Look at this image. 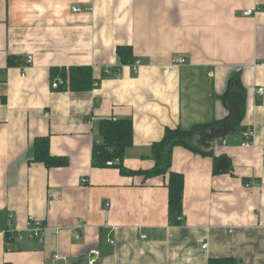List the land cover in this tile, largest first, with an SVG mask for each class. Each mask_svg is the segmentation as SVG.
<instances>
[{
    "label": "crops",
    "instance_id": "obj_1",
    "mask_svg": "<svg viewBox=\"0 0 264 264\" xmlns=\"http://www.w3.org/2000/svg\"><path fill=\"white\" fill-rule=\"evenodd\" d=\"M123 45L137 70L121 61ZM179 55L187 62L167 69ZM72 66H89L99 85L53 88V72ZM234 75L246 92L242 127L211 156L173 149L171 169L185 179L180 222L170 219L167 177L92 165L99 121L131 118L124 165L152 168L166 127L229 115ZM261 87L264 0H0V264H264ZM248 128L254 141L244 146ZM38 137L66 164L35 161ZM222 156L229 169L215 172ZM10 217L20 231L29 217L59 231L8 248Z\"/></svg>",
    "mask_w": 264,
    "mask_h": 264
},
{
    "label": "trees",
    "instance_id": "obj_2",
    "mask_svg": "<svg viewBox=\"0 0 264 264\" xmlns=\"http://www.w3.org/2000/svg\"><path fill=\"white\" fill-rule=\"evenodd\" d=\"M117 52L123 63L134 62L131 46H119ZM12 63L11 60L8 62ZM59 72H53V79ZM63 78L73 90H86L94 86L95 80L89 66H72L68 75L63 71ZM66 84V83H64ZM94 85V86H93ZM229 107V115L221 120L196 124L190 129L180 126L166 127L163 137L152 143V158L154 166L149 169L131 170L124 165L126 150L133 144V122L131 118H103L98 123L100 141L93 146L92 165L95 167L116 166L125 175H142L144 179L157 176L167 177L169 190V215L171 221L178 223L183 209L185 188L184 175L171 169L173 149L183 146L200 155H214L215 141L225 139L242 126L245 113L246 92L239 76H233L228 82L227 91L223 97ZM34 160L43 162L48 167L65 165V160L50 152L49 137H38L34 141ZM219 157L215 158L218 159ZM209 264H238L233 257L211 258Z\"/></svg>",
    "mask_w": 264,
    "mask_h": 264
},
{
    "label": "built area",
    "instance_id": "obj_3",
    "mask_svg": "<svg viewBox=\"0 0 264 264\" xmlns=\"http://www.w3.org/2000/svg\"><path fill=\"white\" fill-rule=\"evenodd\" d=\"M74 11H79L80 8L79 7H73ZM254 13V9H248L244 12L245 15H250ZM28 63L31 64L32 62V56L29 55L28 56ZM187 62L186 58L179 55L176 56L172 59L171 63L167 66V69H171L174 66L177 65H183ZM140 66V61L139 60H135L134 62H132V67L134 70H137ZM68 81L65 80L63 78V76L61 74H57L54 79L52 80V87L53 88H59L60 85L67 83ZM94 85H97V83H95ZM258 93L259 94H263L264 93V88L261 87L258 89ZM245 135V139H244V146H251L253 145V130L252 128H248L247 131L244 132ZM179 220H182V217L178 218ZM13 225V218L10 217V225L7 227V229H5L3 231L4 237H5V245L8 248H12V246L14 245V242L16 241H21L24 237V235H26L29 238H37L40 241H43L45 237H51L54 234H56L59 230V228H54V227H50L49 225L45 224L44 222L35 219L33 217H29L28 218V222L27 225L25 227V229L23 231L18 230L17 228H12L10 226ZM25 233V234H24ZM76 238H80L79 234H76ZM204 249H207L208 247V243L205 242L202 246ZM56 258H59V255L55 256Z\"/></svg>",
    "mask_w": 264,
    "mask_h": 264
},
{
    "label": "water",
    "instance_id": "obj_4",
    "mask_svg": "<svg viewBox=\"0 0 264 264\" xmlns=\"http://www.w3.org/2000/svg\"><path fill=\"white\" fill-rule=\"evenodd\" d=\"M229 169V160L227 157L222 156L215 166V172H223Z\"/></svg>",
    "mask_w": 264,
    "mask_h": 264
}]
</instances>
